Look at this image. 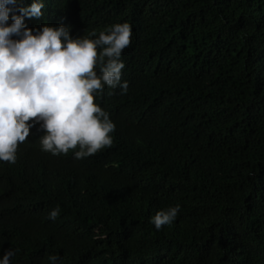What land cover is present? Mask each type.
<instances>
[{"label":"trees","instance_id":"1","mask_svg":"<svg viewBox=\"0 0 264 264\" xmlns=\"http://www.w3.org/2000/svg\"><path fill=\"white\" fill-rule=\"evenodd\" d=\"M42 12L37 28L63 23L73 37L130 23L120 57L128 88L99 97L115 124L110 147L80 161L41 154L1 165L15 185L25 168L35 176L21 186L27 210L0 203V255L264 264V0H44ZM176 204L157 230L151 217Z\"/></svg>","mask_w":264,"mask_h":264},{"label":"clouds","instance_id":"2","mask_svg":"<svg viewBox=\"0 0 264 264\" xmlns=\"http://www.w3.org/2000/svg\"><path fill=\"white\" fill-rule=\"evenodd\" d=\"M43 8L44 0H0V170L23 156L80 161L110 147L115 124L99 97H114L111 88L119 87L121 93L128 88L121 80L120 57L131 43L130 23H113L98 35L93 31V38L73 37L63 23L37 28L35 18L43 15ZM21 172L19 185L0 174V203L27 210L21 188L35 174L27 168ZM42 175L48 174L43 170ZM179 207L157 210L152 225L159 230L171 224ZM59 211L52 208L47 217L54 220ZM14 255L13 248L6 249L0 264H22L11 261ZM47 260L58 264L60 257L49 254Z\"/></svg>","mask_w":264,"mask_h":264}]
</instances>
